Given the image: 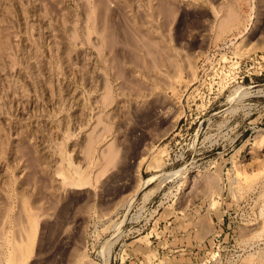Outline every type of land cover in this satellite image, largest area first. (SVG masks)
Masks as SVG:
<instances>
[{"label":"rangeland","instance_id":"rangeland-1","mask_svg":"<svg viewBox=\"0 0 264 264\" xmlns=\"http://www.w3.org/2000/svg\"><path fill=\"white\" fill-rule=\"evenodd\" d=\"M14 250L255 264L264 0H0V264Z\"/></svg>","mask_w":264,"mask_h":264},{"label":"bare ground","instance_id":"bare-ground-1","mask_svg":"<svg viewBox=\"0 0 264 264\" xmlns=\"http://www.w3.org/2000/svg\"><path fill=\"white\" fill-rule=\"evenodd\" d=\"M261 227H262V226H261ZM246 239H247V238H246ZM253 239H254V238H253ZM256 239H258V238H256ZM251 247H252V246H251ZM29 249H30V245H28L27 248H26L27 252H28ZM257 250H258V249H257ZM260 250H261V249H260ZM263 253H264V251L262 250V252H261V254H260L261 256H259V257H261V258L264 260V254H263ZM16 254H17V252H16V250H14V251L10 254V257L7 259L6 264H17ZM249 256H251V255H249ZM249 256H248V258H250ZM253 256H254V255H253ZM253 256H252V257H253ZM259 257H258V258H259ZM258 258H255L256 260L254 259V260L256 261V263H258V261H257ZM249 260H250V259H249ZM258 260H259V259H258ZM263 260H262V261H263ZM255 261H254V262H255ZM259 262H260V261H259ZM247 263L249 264V262H247ZM247 263H246V264H247ZM256 263H255V264H256ZM263 263H264V262H263ZM252 264H253V263H252Z\"/></svg>","mask_w":264,"mask_h":264}]
</instances>
